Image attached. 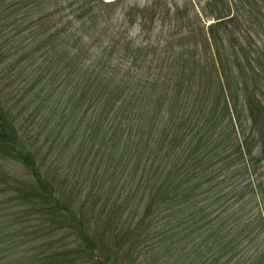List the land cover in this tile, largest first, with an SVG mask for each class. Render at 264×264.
I'll use <instances>...</instances> for the list:
<instances>
[{
	"label": "trees",
	"instance_id": "16d2710c",
	"mask_svg": "<svg viewBox=\"0 0 264 264\" xmlns=\"http://www.w3.org/2000/svg\"><path fill=\"white\" fill-rule=\"evenodd\" d=\"M0 264H264V0H0Z\"/></svg>",
	"mask_w": 264,
	"mask_h": 264
},
{
	"label": "rangeland",
	"instance_id": "374dc122",
	"mask_svg": "<svg viewBox=\"0 0 264 264\" xmlns=\"http://www.w3.org/2000/svg\"><path fill=\"white\" fill-rule=\"evenodd\" d=\"M111 1V0H108ZM135 1L138 2H142V0H125V5H131L133 4ZM201 13H200V18L202 20V22H205L206 24L211 21V19L206 18L203 14H202V10L200 9Z\"/></svg>",
	"mask_w": 264,
	"mask_h": 264
}]
</instances>
